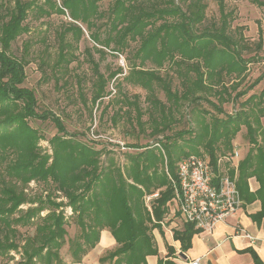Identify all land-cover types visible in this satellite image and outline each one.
Segmentation results:
<instances>
[{
    "label": "trees",
    "instance_id": "trees-1",
    "mask_svg": "<svg viewBox=\"0 0 264 264\" xmlns=\"http://www.w3.org/2000/svg\"><path fill=\"white\" fill-rule=\"evenodd\" d=\"M101 1L104 0H45V7L38 0H0V254L20 249L25 264H68L61 256L68 242L73 259L70 263L78 264L99 243L102 230L108 229L119 246L100 257L101 262L117 257L115 264H147L146 257L158 251L153 230L169 213V203L175 196L172 180L178 179L179 161L193 154L203 155L216 170L221 162L231 169V163L225 160L232 155L242 126L246 127L250 147L237 170H231V176L237 172L243 204L261 200V210L252 217L264 225V88L259 93H249L264 79V73L240 88L253 57L244 56L247 43L242 33L232 29L233 13L227 10L225 0H217L220 17L210 26L204 25L206 0H108L105 10L100 8ZM252 2L264 6V0ZM31 12L38 16L68 12L72 18L59 34L58 67L70 64L69 56H74L73 40L67 41L66 33L72 31L73 39L79 40L84 35L83 25L96 44L118 54L130 50L140 59L139 64L130 65L124 79H134L150 90L157 110L152 131L155 141L126 143L124 146L137 152L127 153L130 164L123 169L113 161L102 165V149L96 147L95 141H84L78 133L69 132L60 115L39 111L35 91L25 86L28 61L11 51L13 42L29 30L25 21ZM263 38L260 26L259 48ZM133 42H139L135 49ZM89 60L96 75L91 97L95 105L109 95V82L123 74L124 67L106 76L98 62L92 57ZM147 61L155 62L157 69L169 64L181 78L182 89L173 87L174 78L168 72L143 68ZM155 84L171 101L169 107L155 97ZM210 95L216 96V101ZM127 100L136 105L137 121L142 125L137 100ZM201 100L210 103L216 112L201 107ZM182 101L193 105L196 128L190 126L159 138L171 128L169 115ZM229 101L239 103L240 108L227 111L223 105ZM34 118L55 124L57 133L49 139L51 152L42 148L44 135L31 125L30 119ZM185 134L194 135L185 139L183 148L176 138ZM164 163L167 168L159 170ZM251 177L260 184L255 192L250 190ZM34 180L54 184L67 202L57 201L59 197L48 190L38 199L29 198L25 186ZM19 184L24 188L20 189ZM155 192L159 195L150 200V209L146 198ZM36 202V206L24 209L26 203ZM46 209L49 212L41 217ZM73 215L80 232L67 239L66 220ZM36 218L41 221L35 223V232L19 241L15 225L34 224ZM184 224V230L176 231L175 238L187 250L200 230L191 223ZM245 251L253 255L254 264H264L252 247Z\"/></svg>",
    "mask_w": 264,
    "mask_h": 264
},
{
    "label": "rangeland",
    "instance_id": "rangeland-1",
    "mask_svg": "<svg viewBox=\"0 0 264 264\" xmlns=\"http://www.w3.org/2000/svg\"><path fill=\"white\" fill-rule=\"evenodd\" d=\"M38 1L45 3V7H48L45 0ZM57 1L61 3V0ZM206 2L208 3V8L204 25L210 26L218 21L220 10L217 0H206ZM225 2L227 10L233 13L232 29L237 31L236 34L242 33L243 39L247 43L248 47L244 51V56L247 58L253 57L252 61L248 63L245 81L240 87L245 88L264 73V38L261 48L258 47L259 27L261 26L264 31V6L253 3L252 0H225ZM108 4V0L101 1V10H105ZM71 21L72 18L68 12L66 14L54 12L50 16H38L37 13L31 12L25 21L29 30L13 42L11 51L14 55L28 61L26 64L27 78L25 86L35 91L39 111L50 110L60 115L69 132L78 133V137L84 141H95L96 147L102 149V165L113 161L114 164L123 169L125 164H130L127 159V153L137 152L133 147L124 146L126 143L139 141L144 144L155 141L152 131L155 124L153 118L157 117V110L150 90L143 88L134 79H124L129 74L130 65L139 64L140 59L134 56L132 52H129L130 50L128 53L118 54L117 52H111L102 45L96 44L91 40L86 25H83L84 35L81 39H73L72 31L67 32L65 36L67 41L73 40L74 43L71 48L74 56H69L71 63L64 65L62 68L56 66L60 50L59 34ZM79 24L82 25L81 23ZM94 29L97 30L98 27L95 26ZM102 33L104 35V32ZM138 45L139 42L132 43L134 49ZM102 50L105 52H102ZM91 57L99 63L100 71L106 76L119 66L124 67V73L117 75L109 82L107 87L109 95L101 103H96L95 105L91 101L93 82L96 80V75H94L92 64L89 60ZM143 68L156 69L162 74L168 72L174 78L173 87L182 89L181 78L177 76V73L169 64L157 69L155 62L147 61ZM263 88L264 79L249 93L254 91L259 93ZM154 93L155 97L164 103L166 107L171 105V101L168 100L165 92L157 84L154 86ZM209 97L213 101L217 99L214 95ZM127 99L131 102L137 100L142 112V125H139L137 121L136 105L129 103ZM243 99L245 97L241 98L239 102ZM200 105L209 109L211 113L216 112L206 100H201ZM192 107L193 105L189 101H182L179 106L173 108L172 114L169 115L171 128L161 133L158 137L162 138L165 134L187 130L190 126L196 128L192 121ZM223 107L229 112L237 111L240 108L239 103L234 105L231 101L224 103ZM30 123L44 135L40 142L42 148L51 152L49 139L57 133L55 124L50 120L43 121L36 118L30 119ZM193 135L185 134L184 137H177V143L186 148L185 139ZM234 143L239 149L241 159L242 152H246L250 147L245 126H242ZM158 149L160 150V147ZM199 149L201 152L204 151V146L201 145ZM225 161L227 162V160ZM221 163L219 168L223 172L231 174L232 169L237 170L236 166L233 165H231V169H226L229 164L224 163L222 165ZM164 168H167L165 163L159 166V170ZM235 177L237 178V172ZM19 188L24 187L19 184ZM46 190L50 191L53 196H58L57 201L67 202V199H62V194L56 191L54 184H46L34 180L25 186V192L32 199H38L46 195ZM37 204L38 202L35 204L26 203L24 209ZM67 211L72 213L70 209H67ZM48 212V209L43 210L41 217H44ZM40 221L41 218H36L34 224L15 225L19 229L17 239L20 241L25 236L33 234L35 232V223ZM66 227L68 229L67 239L76 237L80 232V227L75 222L74 215L66 220ZM20 251V249L11 250L8 253L0 254V264H25ZM61 256L65 263L73 260L68 242L61 249Z\"/></svg>",
    "mask_w": 264,
    "mask_h": 264
},
{
    "label": "crops",
    "instance_id": "crops-1",
    "mask_svg": "<svg viewBox=\"0 0 264 264\" xmlns=\"http://www.w3.org/2000/svg\"><path fill=\"white\" fill-rule=\"evenodd\" d=\"M247 152L248 150L242 152L241 159ZM249 186L250 190L255 192L260 184L255 177H251ZM260 210L259 199L244 203L234 216L219 223L213 230L195 233L187 250H183L181 241L175 238V232L183 231L185 224L167 214L163 222H160V227L153 230L158 251L146 257L147 264H188V261L194 258H200L202 264H254L253 255L245 251L249 247H252L264 262V225L258 224L252 217ZM240 229H245L254 239L246 237ZM118 246L111 231L104 229L99 243L88 251L78 264H115L117 257L113 261L105 262H101L100 257Z\"/></svg>",
    "mask_w": 264,
    "mask_h": 264
},
{
    "label": "built area",
    "instance_id": "built-area-1",
    "mask_svg": "<svg viewBox=\"0 0 264 264\" xmlns=\"http://www.w3.org/2000/svg\"><path fill=\"white\" fill-rule=\"evenodd\" d=\"M158 145V144H157ZM227 162L238 167L240 152L234 146ZM173 181L175 196L169 203V213L183 223H191L200 231H211L219 223L234 216L243 205L236 177L213 167L206 156L190 155L178 163V179ZM155 192L146 198L158 197ZM163 222V221H162ZM246 237L254 239L245 229H240ZM188 264H202L200 258L190 259Z\"/></svg>",
    "mask_w": 264,
    "mask_h": 264
}]
</instances>
